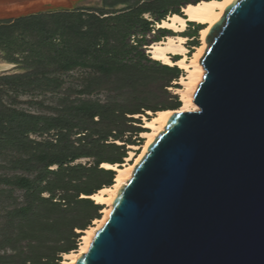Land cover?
<instances>
[{
	"label": "water",
	"instance_id": "1",
	"mask_svg": "<svg viewBox=\"0 0 264 264\" xmlns=\"http://www.w3.org/2000/svg\"><path fill=\"white\" fill-rule=\"evenodd\" d=\"M68 3L17 0L37 11L16 18ZM209 44L199 110L171 117L77 264H264V0H237Z\"/></svg>",
	"mask_w": 264,
	"mask_h": 264
},
{
	"label": "trees",
	"instance_id": "2",
	"mask_svg": "<svg viewBox=\"0 0 264 264\" xmlns=\"http://www.w3.org/2000/svg\"><path fill=\"white\" fill-rule=\"evenodd\" d=\"M171 1L174 2L156 0L155 8L165 9ZM201 1L212 0H198L186 4L196 5ZM150 7L152 6L143 5L128 15L106 18H100L93 13L84 19V13H77L81 10L101 13L99 8L19 18L0 26V46L12 43L15 35L23 32H28L35 40L39 38L40 41L36 43L39 50L32 51L29 56L32 62L27 71L33 73L30 75L43 74L48 81L50 79L46 76L54 71L55 65L64 72H70L75 67L96 70L97 74L90 77L88 90L83 92L85 94L107 91L111 86L115 89L144 88L153 83L167 81L163 78H168L171 82L179 74L176 67L149 68L140 61L127 59V55L137 50L126 44L129 34L127 30L136 24L149 25L141 21L140 16L151 12ZM171 14H179V11ZM165 17L166 15H161L160 19L164 20ZM39 26L42 27L37 28ZM44 30L54 33L50 37H43ZM58 32L63 39L62 48L53 42ZM43 57L47 59L43 60ZM142 57L145 58L143 55ZM162 84L159 89L167 94L166 88L170 86ZM144 99L143 96L141 103L134 106L79 101L78 104L66 106L56 117L19 112L4 106L0 101V151L12 149L27 155L29 167L25 169L35 173L33 178L16 177L5 180L8 185L25 192L26 204L9 213L8 235L2 247L10 248L14 253L0 255V264H61L63 254L78 249L77 243L81 236L75 231L86 230L95 219L100 218L98 212L103 208L90 199H79L80 196L89 197L102 188L113 185L115 173L100 166L103 163L123 164L127 157L125 146L106 145L104 142L108 138L122 139L127 122L142 125L140 120H128L127 115H143L141 109L156 113L180 107V103L176 101L150 106ZM75 130H78L75 135H80L79 146L70 141ZM52 131H57L56 143L41 144L29 140L30 134H48ZM133 132L141 134L145 131L137 127L133 128ZM125 143L128 146L135 145L131 140ZM105 148L114 150L115 155L105 156ZM83 158H95V164L91 167L72 165ZM54 166L58 169L50 170ZM44 194L50 197H42ZM28 240L31 241L29 246H33V242L37 246H33L34 250L25 257L19 245Z\"/></svg>",
	"mask_w": 264,
	"mask_h": 264
},
{
	"label": "rangeland",
	"instance_id": "3",
	"mask_svg": "<svg viewBox=\"0 0 264 264\" xmlns=\"http://www.w3.org/2000/svg\"><path fill=\"white\" fill-rule=\"evenodd\" d=\"M198 0H174L166 6L165 9H156V0H69L67 11L74 12L77 9L82 8H99L101 13L90 12L87 10H81L77 13H84L87 19L88 14H95L100 18H106L111 16L128 15L135 12L138 8L143 5H150L151 12L142 14L140 16L141 21L147 22L149 25L136 24L128 31L126 37V44L135 47L137 50L127 55V59L131 58L134 62L140 61L144 66L149 68L161 67V63L156 65L151 59L148 53V46L153 42L160 41L168 35H174L172 32L166 29H157V24L162 22L161 15H166L165 19L175 11H182V7L186 5V2H196ZM48 11L45 13H51ZM103 14V16H101ZM17 20V18H5L0 19V26L5 25L7 22ZM39 26L37 28H40ZM45 29H48L47 27ZM50 29V28H49ZM200 27L189 24L187 31L182 36H187L191 39L188 42L187 47L190 51H193V47L199 45ZM85 30V29H84ZM42 33V36H52L54 32ZM54 44L58 45L59 48L63 46V39L60 37V33H56ZM177 36V35H176ZM16 39V40H15ZM12 43L6 46H0V64L11 65L6 69L0 70V101L1 103L11 109L18 110L27 114L44 116V117H56L60 114L66 106L78 104L79 101H93L100 102L101 104H109L112 106H134L141 103L143 96L145 97L147 104L152 106L153 104H162L164 102L170 103L176 101L180 103V98L175 94V90L181 88L180 78L183 74L182 70H179V74L176 79H172L169 82L168 78H163L167 81L161 83H153L148 87L134 89L128 87H120L115 89L114 86L109 87V90L102 92H94L91 94H85L88 90L90 83V77L97 74V71L92 68L75 67L70 72H64L55 65L54 71L49 73L46 77L50 80H46L43 74H33L27 71L31 60L29 56L32 51L39 50L36 43L40 41L39 38L36 40L29 36L28 32H23L15 35ZM103 46V44H102ZM142 55L145 57L143 58ZM47 58L43 57V60ZM174 59H179L175 57ZM149 60L151 62H149ZM65 63V59L63 60ZM63 63V64H64ZM115 79L114 77L112 78ZM157 79V78H156ZM112 80V81H113ZM169 84L170 88L167 89V94L163 93L159 89L160 84ZM162 84V85H163ZM177 98V99H176ZM181 105V103H180ZM143 115H148V111L141 109ZM143 115L131 116L127 115L126 118L140 120L142 125L127 122L125 123V133L122 139L115 140L114 138H108L104 144H114L115 146H125L126 154L129 155V147L126 145V141L131 140L137 146H141L144 143L141 134L133 132V128H143V121L141 117ZM98 121V119H96ZM78 130H75L70 136V141L75 146H79L78 138L80 135H75ZM57 131H52L48 134H30L29 140L35 141L41 144H47L48 142L56 143ZM97 138V137H95ZM121 142L119 145L118 143ZM138 153L139 151H135ZM105 156H114L115 151L111 148L104 149ZM28 156L17 152L12 149L0 151V255L7 256L12 255L14 252L7 247H2V243L7 234L8 227V216L11 211L15 208L25 206L26 198L25 192L19 190L13 186L5 183L7 179H14L16 177H35V173L27 171L29 165L27 163ZM95 158H83L75 161L72 165H82L85 167H91L95 164ZM125 161V160H124ZM102 165L100 166V168ZM58 167H51L50 170H57ZM42 197L49 198L48 194H44ZM81 195L79 199H83ZM101 211L98 212L101 217ZM93 222L91 223V225ZM76 230V234H80L78 239L77 248L80 245L83 231ZM33 242V241H32ZM30 240L23 241L19 245L21 250L24 252V256H29L31 251L34 250L33 246H37L36 242H33V246H29Z\"/></svg>",
	"mask_w": 264,
	"mask_h": 264
},
{
	"label": "bare ground",
	"instance_id": "4",
	"mask_svg": "<svg viewBox=\"0 0 264 264\" xmlns=\"http://www.w3.org/2000/svg\"><path fill=\"white\" fill-rule=\"evenodd\" d=\"M39 1L41 3L58 4L60 0ZM236 1L212 0L194 3L196 5L186 4L184 8H181V12L185 17L180 14H171L157 24V29L169 30L174 35H168L160 41L153 42L147 50L153 61L161 63L163 66L176 67L182 70L183 74L179 81L181 88L174 91L179 96L181 105L177 110L148 112V115L142 116L143 128L147 130L141 133L144 143L141 146L129 145V155L123 164H102V169L115 173L113 185L104 187L89 197L83 196V198L90 199L96 205L103 207L101 217L95 219L93 224L83 231L77 250L62 255L61 264H77L78 260L89 251L96 233L110 218L114 201L119 192L133 177L136 167L147 154L149 147L165 131L171 117L177 112H196L199 110L198 105L192 101H195L194 96L204 79L202 60L210 45V35L215 26L224 18L227 9ZM16 2L17 0H0V19L16 18L37 11V8L29 9L26 6H19ZM189 24L203 26L199 30V45L193 47V51H190L187 47L191 39L180 35L187 31ZM175 57H179V59H174ZM10 66L0 64V70ZM118 144L120 145L121 142ZM135 151L139 152L136 153Z\"/></svg>",
	"mask_w": 264,
	"mask_h": 264
}]
</instances>
